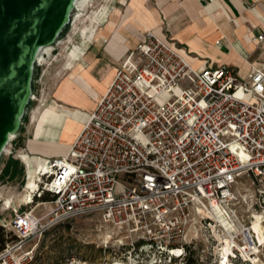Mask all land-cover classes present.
Segmentation results:
<instances>
[{
	"label": "built area",
	"instance_id": "obj_1",
	"mask_svg": "<svg viewBox=\"0 0 264 264\" xmlns=\"http://www.w3.org/2000/svg\"><path fill=\"white\" fill-rule=\"evenodd\" d=\"M252 40L264 54V28ZM47 168L28 187L34 205L2 225L0 264L29 263L46 231L83 215L139 233V250L169 262L203 228L218 261L226 236L230 264H252L244 255L264 250L251 224L256 215L264 224V58L246 75L196 67L171 39L144 31ZM46 192L53 197L34 201Z\"/></svg>",
	"mask_w": 264,
	"mask_h": 264
},
{
	"label": "rangeland",
	"instance_id": "obj_2",
	"mask_svg": "<svg viewBox=\"0 0 264 264\" xmlns=\"http://www.w3.org/2000/svg\"><path fill=\"white\" fill-rule=\"evenodd\" d=\"M114 3L115 0H79L70 13L69 22L50 44L51 48L37 54L31 94L19 128L0 154V225H9L16 215L34 205L25 204L30 198L28 187L36 186L34 178L38 176L43 160L63 152L53 145H45L44 135L35 136L37 124L49 108L63 113L59 110L56 94L58 96L64 81L70 78V69L94 31L108 22ZM70 115L74 116V112ZM76 116L78 120L83 119L82 115ZM40 209V205L35 207L34 213ZM139 235L100 223L97 215H83L48 230L37 241L33 259L27 264H65L71 257L85 264H151L154 260L156 264H186L187 257H192L195 264H218V256L212 247L214 241L210 240L206 229L201 228L195 244L185 247L183 255L171 262L159 257L154 249L139 250L145 243ZM258 256L264 264V250Z\"/></svg>",
	"mask_w": 264,
	"mask_h": 264
},
{
	"label": "crops",
	"instance_id": "obj_3",
	"mask_svg": "<svg viewBox=\"0 0 264 264\" xmlns=\"http://www.w3.org/2000/svg\"><path fill=\"white\" fill-rule=\"evenodd\" d=\"M112 10L108 22L94 31L78 54L70 78L56 94L65 115L84 113L75 133L61 138L69 145L119 62L132 53L146 30L171 39L196 67L223 64L246 75L250 64L264 58L252 40L264 28V0H115ZM65 85L69 91L62 93ZM69 145L48 158L63 155Z\"/></svg>",
	"mask_w": 264,
	"mask_h": 264
},
{
	"label": "water",
	"instance_id": "obj_4",
	"mask_svg": "<svg viewBox=\"0 0 264 264\" xmlns=\"http://www.w3.org/2000/svg\"><path fill=\"white\" fill-rule=\"evenodd\" d=\"M77 0H0V154L20 125L33 64L69 22Z\"/></svg>",
	"mask_w": 264,
	"mask_h": 264
},
{
	"label": "bare ground",
	"instance_id": "obj_5",
	"mask_svg": "<svg viewBox=\"0 0 264 264\" xmlns=\"http://www.w3.org/2000/svg\"><path fill=\"white\" fill-rule=\"evenodd\" d=\"M78 2L79 0L76 1L75 6L78 4ZM50 46L51 45L43 46L40 49L38 56L42 53L43 50L46 51L50 49L51 48ZM67 91H69L68 86H65L63 93ZM76 115H84V113L83 111L76 110L74 111V116H71L70 114L65 115L64 113L59 114L56 110L54 111L51 108L47 109L43 113V115L41 116L37 124L35 136L44 135L45 145H53L57 149L64 150L68 145L66 144V142H63L61 138L67 137L68 133H73L74 131H76L78 125L80 124V120H78V117ZM51 158H54V157H49L43 160L40 171H43V172L48 171L47 163H48V160ZM262 217H263L262 215H256L251 222L252 229L256 233L260 243H264V224L261 222ZM218 221L226 229L231 227V225L228 222H226L223 217L222 218L219 217ZM220 242H221V250H220V259L218 261V264H230V261L228 258L229 239L226 236H224L220 238ZM175 252H178V250H175ZM244 257L250 260L252 264H261L260 259L254 253L246 254L244 255Z\"/></svg>",
	"mask_w": 264,
	"mask_h": 264
},
{
	"label": "trees",
	"instance_id": "obj_6",
	"mask_svg": "<svg viewBox=\"0 0 264 264\" xmlns=\"http://www.w3.org/2000/svg\"><path fill=\"white\" fill-rule=\"evenodd\" d=\"M53 196L52 195H50L49 193H44V194H42L41 195V197H39V198H35L34 199V201H36V200H49V199H51ZM55 228V227H54ZM53 229V228H52ZM51 230V229H50ZM47 232V231H46ZM45 232V233H46ZM44 233V234H45ZM43 234V235H44ZM7 239H8V235H7V233L5 232V230H4V228H3V226L2 225H0V250L5 246V243H6V241H7ZM186 248H188V247H186ZM196 263V261L191 257H187V259H186V264H195Z\"/></svg>",
	"mask_w": 264,
	"mask_h": 264
}]
</instances>
